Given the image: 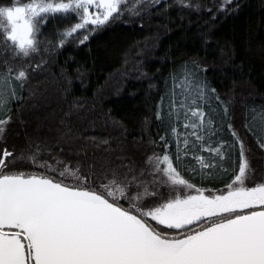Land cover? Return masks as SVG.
<instances>
[{"label":"snow or ice","instance_id":"1","mask_svg":"<svg viewBox=\"0 0 264 264\" xmlns=\"http://www.w3.org/2000/svg\"><path fill=\"white\" fill-rule=\"evenodd\" d=\"M136 3L138 10L128 9L127 0H31L0 7V19L6 21L7 39L27 57L29 49L37 51L34 36L49 14L79 16L60 39L63 45L77 30L92 26L91 34L125 12L140 15L161 0ZM231 3L222 0L220 8L230 11ZM93 6L99 10L91 11ZM4 71L0 142L6 144L12 101L22 97L16 83L9 85L12 70ZM27 75L18 70L20 89ZM165 89L155 111L164 134L150 141L160 150L148 157L150 169L130 162L100 170L92 163L85 170L77 162L73 170L71 161L57 158L53 166L36 154L27 157L30 168H20L23 150H0V264H264V181L249 186L248 149L234 126L231 101L221 98L195 60L173 69ZM225 125L239 145L235 158L228 152L234 144L217 136ZM244 127L264 148V105L246 106ZM225 156L227 166L221 162ZM205 182L225 187L198 186Z\"/></svg>","mask_w":264,"mask_h":264},{"label":"trees","instance_id":"2","mask_svg":"<svg viewBox=\"0 0 264 264\" xmlns=\"http://www.w3.org/2000/svg\"><path fill=\"white\" fill-rule=\"evenodd\" d=\"M29 2L0 0V7ZM186 2L193 6L161 0L140 15L125 12L91 34L77 30L63 45L60 39L77 22L75 14H49L34 36L37 51L27 57L7 39L6 21L0 19V81L7 76V66L12 70L9 85L16 83L22 97L12 101L13 121L0 150H25L20 168H30L27 157L36 154L53 166L57 158L71 161L73 170L77 162L85 170L92 163L100 170L130 162L137 169H150L148 157L160 151L150 141L164 134L155 111L165 80L173 69L195 60L221 98L231 101L234 126L248 149V175L263 179L264 148L244 123L246 106L264 105V0H233L227 12L220 8L222 0ZM126 7L138 10L140 5L127 0ZM84 35L88 39L81 43ZM21 69L28 73L22 89L16 81ZM255 115V109L248 112L250 118ZM217 136L234 144L228 152L238 156L239 145L226 125ZM171 148L174 151L175 144ZM221 162L227 166L228 157ZM198 186L225 187L207 182Z\"/></svg>","mask_w":264,"mask_h":264},{"label":"rangeland","instance_id":"3","mask_svg":"<svg viewBox=\"0 0 264 264\" xmlns=\"http://www.w3.org/2000/svg\"><path fill=\"white\" fill-rule=\"evenodd\" d=\"M64 2H66V1H64ZM18 5H20V4H18ZM18 5H15V6H18ZM14 6V5H13ZM99 9H97L95 6H93L92 7V9H91V11H93V12H96V11H98ZM70 13H73V12H68L67 14H70ZM75 15V18L77 19V22H75V23H79L80 22V19H79V16L76 14V13H74ZM74 23V24H75ZM72 26H74V25H72ZM88 27L89 26H86L85 27V29H80V30H87L88 29ZM22 151V149H19L18 150V153H20ZM23 152H24V156H25V158H26V156L27 155H25L26 154V151L25 150H23ZM37 158H38V160L39 161H44V160H41L40 158H39V156L37 155ZM26 160V159H25ZM28 162H30V161H28ZM254 175H252V177H253ZM161 178H162V180H167V177L166 176H164L162 173H161ZM145 179H148V178H146L145 177ZM261 181H264V178L263 179H261V178H258V177H253V178H251V176H249V180H248V183H249V186H252L255 182H261ZM224 188H222V189H220V190H223ZM165 191H167V187L165 186Z\"/></svg>","mask_w":264,"mask_h":264},{"label":"clouds","instance_id":"4","mask_svg":"<svg viewBox=\"0 0 264 264\" xmlns=\"http://www.w3.org/2000/svg\"><path fill=\"white\" fill-rule=\"evenodd\" d=\"M31 51H35V49H29L27 54H30ZM21 53H22V54H25V53H23V52H21Z\"/></svg>","mask_w":264,"mask_h":264}]
</instances>
